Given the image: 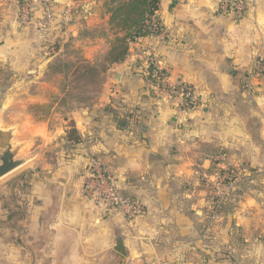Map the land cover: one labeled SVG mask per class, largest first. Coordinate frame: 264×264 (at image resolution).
Here are the masks:
<instances>
[{"label": "crops", "instance_id": "obj_1", "mask_svg": "<svg viewBox=\"0 0 264 264\" xmlns=\"http://www.w3.org/2000/svg\"><path fill=\"white\" fill-rule=\"evenodd\" d=\"M49 1L21 26V0H0V66L29 79L81 76L82 62L111 49L112 41L85 38L108 16L100 0ZM219 2L160 0L161 33L107 63L94 103L38 120L34 133L4 122V107L0 124L26 143V159L0 183V264H264V0L241 19L221 14ZM54 29L67 37L60 45L84 51L83 61L66 63L68 73L54 65L60 46L46 52ZM148 62L188 85L197 107L165 97L148 80ZM28 85L18 89L37 91ZM92 159L140 203L135 219L83 195ZM222 171L230 192L214 187Z\"/></svg>", "mask_w": 264, "mask_h": 264}, {"label": "rangeland", "instance_id": "obj_2", "mask_svg": "<svg viewBox=\"0 0 264 264\" xmlns=\"http://www.w3.org/2000/svg\"><path fill=\"white\" fill-rule=\"evenodd\" d=\"M100 2L103 10L108 16V23H103L101 28L95 30L94 32H86L85 38L95 40L94 38H97L96 36H98V38H102V43L107 44L109 41H112L113 44L117 37H121L123 35V33H121L117 28L113 27L109 23L111 16L110 12L115 6L116 2L114 0H100ZM39 5L42 6L43 4L39 3ZM67 25V23H57L55 27L59 28L60 26L62 28L61 33H64L67 30ZM49 33L50 31L48 32V34ZM59 35H56V29H54L51 34L52 40L51 42H48L50 48L46 50V52L51 51L50 49L54 48V45L60 46L59 49L56 50V52H60L58 57L56 58L59 62H55L54 65L56 68L60 70L64 69L65 72L68 73L69 67L66 63H69L70 60L74 61L75 59V61H83L84 58L80 54L84 51L81 49V46L77 45V43L75 42L69 44L71 42L70 41L64 43L66 44L65 46L63 45V43L60 45L59 42L66 41L67 37L64 34V39L62 40L59 38ZM53 43L55 44L53 45ZM101 48H103V46ZM84 63L85 62H82L81 64L85 66L80 70V72H83L81 76L77 77L67 74L65 77H62L61 75L57 76V73H53L52 75H49V77L44 76L39 77L38 79H29L27 77H24L17 71L11 70L12 65H5L7 69L0 66V102H2L4 98H6V96H11L7 104L11 106L3 116V121L11 124L15 122L20 123V125H22V128H25L27 131L33 132V129L35 130V126L39 125L38 120H47V118L51 117L53 114L63 116L64 113L70 112L69 109H67V107L69 106L80 104L89 105L91 104V102L94 103L95 98L98 99L99 93L102 91L99 90L98 87L100 86L102 79L105 78H103L101 71L104 70L105 67H107V62L104 57L100 55L98 56L96 61H93V63ZM23 74L26 75V73ZM28 84H30L31 88H33V90L31 91H35V89H37L36 92L39 93L31 92L30 94H26L24 92L22 93V91H19L18 93H12L11 95L9 93H6L7 90L9 91V89H11L12 87L21 89L23 86L28 87ZM47 87H49L52 92ZM97 92H99L98 95ZM165 97H167L168 99L176 100V98H170L168 95H165ZM43 99H47L48 104L40 105L34 103V101ZM48 107H50V109H48ZM53 108L55 110H52ZM191 109L193 108H190L189 110ZM10 126L11 125L5 128H11ZM28 167H32V164H29ZM16 173L17 172H13L10 175H15ZM10 175L2 178L0 180V183L6 181L8 179L7 177H12Z\"/></svg>", "mask_w": 264, "mask_h": 264}, {"label": "built area", "instance_id": "obj_3", "mask_svg": "<svg viewBox=\"0 0 264 264\" xmlns=\"http://www.w3.org/2000/svg\"><path fill=\"white\" fill-rule=\"evenodd\" d=\"M253 2L254 0H220L218 9L223 15H231L236 19H241L250 10ZM39 3L43 4V7L50 5L49 0H23L19 11V23L21 26L29 24L33 7ZM146 66L147 75L148 68L153 66L150 78L164 95L178 99L184 109L194 108L198 105L197 98L188 85L172 83L152 62H148ZM257 68L260 72H264V64L261 60L257 62ZM214 187L217 192L224 191L226 193L232 190L233 182L227 171L217 174ZM82 192L86 198L93 202L95 207L112 208L127 221L135 219L141 212L140 203L120 193L119 188L98 160H90L83 177Z\"/></svg>", "mask_w": 264, "mask_h": 264}, {"label": "trees", "instance_id": "obj_4", "mask_svg": "<svg viewBox=\"0 0 264 264\" xmlns=\"http://www.w3.org/2000/svg\"><path fill=\"white\" fill-rule=\"evenodd\" d=\"M114 1L116 3L110 12L111 16L109 23L123 33V35L117 37L112 44L111 49L105 58L108 64L122 62L127 55L129 43L135 42L149 35L160 34L162 31V27L156 16L160 0ZM22 3L23 0H21L20 5ZM152 69L153 66L148 68L147 77L149 79H151L150 74Z\"/></svg>", "mask_w": 264, "mask_h": 264}, {"label": "water", "instance_id": "obj_5", "mask_svg": "<svg viewBox=\"0 0 264 264\" xmlns=\"http://www.w3.org/2000/svg\"><path fill=\"white\" fill-rule=\"evenodd\" d=\"M58 3H65V0H57ZM18 88L12 87L7 90L6 93L10 95L12 93H18ZM11 96H6L2 102H0V113L4 107L8 104ZM16 140V134L12 128H5L0 124V180L10 173L21 167L26 159V155L23 151L26 143H18ZM115 250L124 254V250L121 244V240L116 242Z\"/></svg>", "mask_w": 264, "mask_h": 264}]
</instances>
